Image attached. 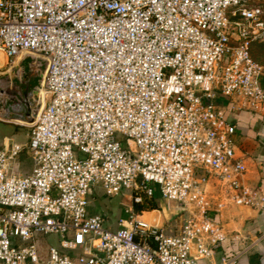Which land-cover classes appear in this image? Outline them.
<instances>
[{"label": "built area", "instance_id": "built-area-1", "mask_svg": "<svg viewBox=\"0 0 264 264\" xmlns=\"http://www.w3.org/2000/svg\"><path fill=\"white\" fill-rule=\"evenodd\" d=\"M260 38L264 0H0V53L49 62L28 141L0 149V264L213 257L214 191L254 202L234 114L264 110ZM151 183L189 213L178 230L145 217ZM96 186L123 198L116 227L89 210Z\"/></svg>", "mask_w": 264, "mask_h": 264}, {"label": "crops", "instance_id": "crops-1", "mask_svg": "<svg viewBox=\"0 0 264 264\" xmlns=\"http://www.w3.org/2000/svg\"><path fill=\"white\" fill-rule=\"evenodd\" d=\"M42 62L41 55H23L10 60L0 53V94L7 99L5 105H0V123L11 126V133L0 135V149L6 143L18 142L19 128L30 129L29 125L34 121L15 119L16 113L10 108L40 85L45 71H41ZM234 115L237 119L234 140L247 166L245 182L254 202L248 206L236 205L228 190L227 193L218 189L215 196L218 203L224 205L215 213V219L221 224L225 239L213 257L201 260L199 264H264V110H240ZM96 210L90 207L92 214ZM155 211L158 210L151 212ZM117 212L121 214L119 209Z\"/></svg>", "mask_w": 264, "mask_h": 264}, {"label": "rangeland", "instance_id": "rangeland-1", "mask_svg": "<svg viewBox=\"0 0 264 264\" xmlns=\"http://www.w3.org/2000/svg\"><path fill=\"white\" fill-rule=\"evenodd\" d=\"M252 54L253 57L263 66L264 71V38L256 39L252 45ZM38 61H41L37 58H34ZM46 59L43 58V62L40 63L41 71L43 72L46 67ZM39 82V80H38ZM7 99L4 98L3 95L0 94V105H5L7 102ZM220 102L227 104L228 100L222 98ZM11 126L6 124L0 123V135L3 136L6 133L10 132ZM20 134L17 135V140L20 143H24L28 141L30 134V129L21 127L19 128ZM22 161V169L25 171H29L31 169V160L30 157H28L26 154H23L21 156ZM151 186L154 189V196L152 199L148 200V206H145L148 211H151L153 209H157L158 211L155 212H148L145 214V217L148 219L157 217L161 223L164 224L167 231H170L172 229L178 230L180 227L183 226V224L186 222V219H188L189 213L187 211H182L179 207V204L175 202H169L167 201L160 192V187L158 184L151 183ZM218 191L215 190L214 193ZM216 199V198H215ZM214 199V200H215ZM123 198L121 196L117 197H109L104 194V190L96 186L94 188V194L91 196V206L93 208H96V212L94 213H102L106 215L107 218V225L111 227L117 226V220L120 216L123 218H127V213H124L121 211L120 207H123ZM89 207V210H90ZM155 207V208H154ZM121 212V214L117 210ZM91 212V211H90ZM93 213V212H91ZM58 238L55 235H42L39 238V243L42 248L47 249L50 245H58Z\"/></svg>", "mask_w": 264, "mask_h": 264}, {"label": "water", "instance_id": "water-1", "mask_svg": "<svg viewBox=\"0 0 264 264\" xmlns=\"http://www.w3.org/2000/svg\"><path fill=\"white\" fill-rule=\"evenodd\" d=\"M46 67L45 71L42 73V80L40 85L36 88L35 92L30 95H26L23 98H20L16 104L11 105V110L16 113L15 119L29 122L31 120H35L36 116L38 115L41 105H42V95L46 89V75L49 69V62L46 60ZM28 109V110H27ZM18 115V117H17ZM9 117V116H8Z\"/></svg>", "mask_w": 264, "mask_h": 264}, {"label": "trees", "instance_id": "trees-1", "mask_svg": "<svg viewBox=\"0 0 264 264\" xmlns=\"http://www.w3.org/2000/svg\"><path fill=\"white\" fill-rule=\"evenodd\" d=\"M155 208V207H154ZM214 218H216V217H214Z\"/></svg>", "mask_w": 264, "mask_h": 264}]
</instances>
